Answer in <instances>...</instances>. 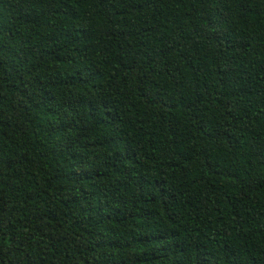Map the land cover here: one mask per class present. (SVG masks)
<instances>
[{
	"label": "trees",
	"instance_id": "trees-1",
	"mask_svg": "<svg viewBox=\"0 0 264 264\" xmlns=\"http://www.w3.org/2000/svg\"><path fill=\"white\" fill-rule=\"evenodd\" d=\"M0 264H264V0H0Z\"/></svg>",
	"mask_w": 264,
	"mask_h": 264
}]
</instances>
